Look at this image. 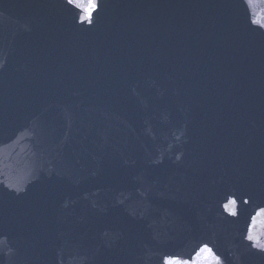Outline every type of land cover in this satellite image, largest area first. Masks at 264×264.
Segmentation results:
<instances>
[{
	"label": "water",
	"instance_id": "95a60500",
	"mask_svg": "<svg viewBox=\"0 0 264 264\" xmlns=\"http://www.w3.org/2000/svg\"><path fill=\"white\" fill-rule=\"evenodd\" d=\"M99 2L0 0V264H264V0Z\"/></svg>",
	"mask_w": 264,
	"mask_h": 264
},
{
	"label": "snow or ice",
	"instance_id": "6c2138e0",
	"mask_svg": "<svg viewBox=\"0 0 264 264\" xmlns=\"http://www.w3.org/2000/svg\"><path fill=\"white\" fill-rule=\"evenodd\" d=\"M67 3L72 5L75 9L80 10V12L82 13V15L80 16L81 23H85V22L91 23L94 19L95 14L99 11L100 6H101L99 0H67ZM254 23L260 24L261 21L256 20L254 21ZM245 203H247V201H245ZM232 204L235 205L236 201L233 200ZM230 211L233 216L237 215L236 211H232L231 209ZM248 239L250 241L253 240L252 237H250L249 235H248ZM260 248L264 249V246H260ZM201 251L209 253L210 255L212 254L211 249L208 248L207 246H204L201 249ZM172 262H174V264H179L178 261H172ZM217 264H219L218 261H217Z\"/></svg>",
	"mask_w": 264,
	"mask_h": 264
},
{
	"label": "clouds",
	"instance_id": "9594fccd",
	"mask_svg": "<svg viewBox=\"0 0 264 264\" xmlns=\"http://www.w3.org/2000/svg\"><path fill=\"white\" fill-rule=\"evenodd\" d=\"M257 227L260 229L259 234L257 235L255 232H250L249 236L257 242L259 247L264 246V243L260 242V236H264V211L259 212L253 220V228L255 229ZM168 264H174V262L170 260Z\"/></svg>",
	"mask_w": 264,
	"mask_h": 264
}]
</instances>
